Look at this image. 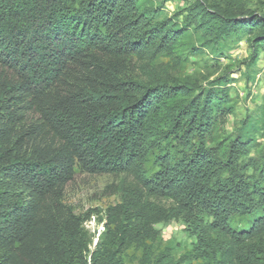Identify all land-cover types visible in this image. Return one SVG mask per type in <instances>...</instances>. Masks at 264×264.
<instances>
[{
  "label": "trees",
  "instance_id": "trees-1",
  "mask_svg": "<svg viewBox=\"0 0 264 264\" xmlns=\"http://www.w3.org/2000/svg\"><path fill=\"white\" fill-rule=\"evenodd\" d=\"M167 1L0 0V264H124L129 250L142 264H264V105L228 131L236 79L186 74L182 59L247 35L254 65L264 14L191 0L158 18ZM79 173L113 177L118 202L75 214L63 197ZM172 220L194 238L179 259L155 227Z\"/></svg>",
  "mask_w": 264,
  "mask_h": 264
},
{
  "label": "rangeland",
  "instance_id": "rangeland-1",
  "mask_svg": "<svg viewBox=\"0 0 264 264\" xmlns=\"http://www.w3.org/2000/svg\"><path fill=\"white\" fill-rule=\"evenodd\" d=\"M191 3V0H168L165 3L156 2L159 6L158 18L171 17L177 9ZM250 8H255L259 13L264 14V0H251ZM248 36L241 37L237 44L231 45L229 49L218 56H214L208 50L199 52H187L183 55L184 73H197L201 76L208 75L210 80L219 76L235 78L236 81L230 85V97L232 101L228 104L231 113L228 116L225 129L232 131L240 124L241 119L251 113L259 116L260 108L264 105V52H260L252 66L248 48ZM255 74V79L250 87L246 88L242 81L243 73ZM205 85L206 82H203ZM256 141L263 142L264 130H258L254 136ZM148 174L154 170L151 160L147 164ZM110 176H89L79 173L67 185L63 203L70 206L75 214L83 215L88 211H103L108 205L118 202L116 195L104 193L105 187L113 181ZM98 217H102L99 214ZM94 214L89 220L84 222V227L89 233L100 231L102 221ZM250 223L249 216H234L232 225L238 229L247 228ZM162 237L163 245H170L172 253L176 259L184 256L192 248L194 238L186 230V226L181 221H169L159 223L155 226ZM95 239H93V244ZM93 246V245H92ZM91 246V247H92ZM142 254L136 250H129L124 260V264H142ZM180 263V264H185Z\"/></svg>",
  "mask_w": 264,
  "mask_h": 264
}]
</instances>
